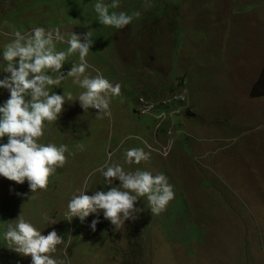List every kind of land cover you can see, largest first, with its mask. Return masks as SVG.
I'll list each match as a JSON object with an SVG mask.
<instances>
[{
    "label": "rangeland",
    "instance_id": "374dc122",
    "mask_svg": "<svg viewBox=\"0 0 264 264\" xmlns=\"http://www.w3.org/2000/svg\"><path fill=\"white\" fill-rule=\"evenodd\" d=\"M68 1L0 0V47L12 39L1 33L36 26L58 28L66 39L71 32L81 37L91 32L94 44L87 71L119 83L121 94L110 99V115L98 117V110L84 112L75 102L80 89L68 78L54 91L72 92L73 100L48 126L58 140L64 129L73 134L64 142L71 152L66 156L74 163L79 181L87 176L86 194L104 190L102 175L93 170L106 164L110 153L123 160L125 170L145 169L124 162L127 149L147 151L153 143L157 120L154 113L143 114L142 96L163 99L155 113L170 111L181 105L175 96L183 93L181 82L187 79L193 86L189 107L198 115L177 113L175 148L163 162L150 164L157 165V174L168 177L175 198L158 217L141 197L137 206L144 211L136 220L141 226L126 221L114 231L106 221L109 228L97 224L93 232L78 218L69 222L72 169L49 179L47 191L33 194L27 181L17 185L0 177V264H9L12 252L3 240L5 222L14 223L11 220L20 214L42 234L55 229L63 236L66 254L65 246H58L52 255L71 264H121L128 256L141 264V253L150 264H264V0H119L116 11L139 13L131 23L139 20L138 31H131L137 26L121 30L96 26L94 0H80L78 12ZM168 6L172 15H165ZM66 48L67 44H57V50ZM73 62H79L78 54L69 57L62 69L65 74ZM51 135L45 137L54 138ZM46 141L57 145L52 139ZM170 173L185 181L176 183ZM220 175L225 179H210ZM225 185L237 191L226 192ZM51 216L57 221L54 225L44 219ZM139 227L147 233L157 231L142 241ZM104 236L107 248L98 257ZM25 264H31L30 256Z\"/></svg>",
    "mask_w": 264,
    "mask_h": 264
},
{
    "label": "clouds",
    "instance_id": "9594fccd",
    "mask_svg": "<svg viewBox=\"0 0 264 264\" xmlns=\"http://www.w3.org/2000/svg\"><path fill=\"white\" fill-rule=\"evenodd\" d=\"M92 6L95 11L96 26L111 30L137 26L131 31H138L141 27L139 20L131 24L134 15L138 16L139 13L129 14L115 10L120 6L119 0L109 2L94 0ZM165 15H172L170 6L166 8ZM177 18L181 21V27L182 20L179 16ZM1 34L11 36L12 39L0 47V177L14 181L17 185H23L27 181L29 191L33 194L37 190L47 191L50 187L49 179L53 180L55 174L61 175L72 169L75 179L74 188L67 189L73 194L67 203L70 216L68 221L78 218L81 223L87 222L93 232L97 224L109 228L105 224L106 221L113 226L114 231L126 226V221H135L137 225H140L136 220L144 211L137 206L141 197H146L150 205V213L159 217V214L164 212L175 198V192L168 177L163 173L157 174L155 169L157 165L154 168L150 164L163 162L170 155L169 152L175 148L177 129L174 124L178 117L177 113L198 115V113L193 114L189 107L193 86L189 85L187 79L181 82L184 86L183 93L175 96L179 97L181 105L170 111L157 114L155 110L163 99L141 97L143 114L154 113L158 127L156 125L152 133L153 143L147 146V151L143 148H129L124 153V162L127 165H141L146 170L141 168L134 171L125 170L121 165L123 160L115 159L110 153L105 158L106 164L93 170V173L102 175V181L104 179L105 182L104 190L88 195L86 188L84 190L87 176L79 181L74 163L71 162L70 157L66 156V153L71 155V152L64 142L67 143L73 134L64 129L63 136L58 140V137L54 136L55 132L48 127L60 119L67 101L73 100L72 92L65 95L64 92L59 94L54 89L62 88V83L71 78V83L80 89L75 102L78 101L84 112L98 110L96 116L100 117L110 115V99L121 94V85L113 84L102 74L93 76L88 73L87 57L94 44L90 31L83 37L71 32L67 39L62 30L45 29L41 26L24 32L16 30ZM58 43L67 44V48L57 50ZM177 48L178 45L175 49ZM73 54H78L79 62H73L65 74L62 69ZM198 61L200 62L199 59ZM2 94H4L3 98H1ZM50 133L54 138L45 137ZM170 137H172L171 141L167 142ZM50 139L57 141V145L46 141ZM168 175L172 176L176 183H179L182 178L175 177L171 173ZM214 176L219 175L215 173ZM220 176L219 178L210 177V179H225L222 175ZM206 178L209 177H203L201 180ZM194 179L200 181L199 178ZM182 181H185V178H182ZM57 184L55 182L54 187ZM1 185L5 186V183ZM224 190L237 191L236 188L228 185H225ZM16 195L25 194L16 193ZM44 219L49 225L57 223L52 216ZM150 220L152 219L147 217V221ZM11 221L14 223L5 222V230L2 234L4 242L12 250L9 264H25V257L28 256L31 257V264H71L70 260H57L52 255L57 252L58 246H65V254L67 252L65 238L55 229L44 235L22 214ZM139 229L142 241L153 237L154 232L157 231L151 229V232L147 233L144 228L139 227ZM105 236L101 238L98 257L100 252L107 248ZM68 237L71 236L68 235ZM112 241L114 245L119 243ZM141 245H143L142 242ZM209 248L210 246H202L203 250H209ZM120 254H122L121 251ZM118 255L119 251L116 248L115 258ZM141 256H139L141 264H150ZM101 260L107 263V260ZM121 264L135 263L128 256L121 261Z\"/></svg>",
    "mask_w": 264,
    "mask_h": 264
},
{
    "label": "trees",
    "instance_id": "16d2710c",
    "mask_svg": "<svg viewBox=\"0 0 264 264\" xmlns=\"http://www.w3.org/2000/svg\"><path fill=\"white\" fill-rule=\"evenodd\" d=\"M80 2H81L80 0L79 1L78 0H70V1H68V4L70 5L71 8H73L74 11L78 12V9L80 7Z\"/></svg>",
    "mask_w": 264,
    "mask_h": 264
}]
</instances>
